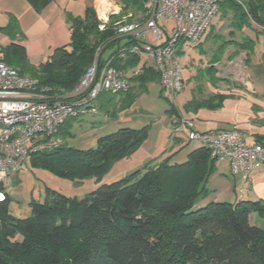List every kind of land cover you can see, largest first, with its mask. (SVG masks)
Wrapping results in <instances>:
<instances>
[{
	"label": "trees",
	"instance_id": "trees-1",
	"mask_svg": "<svg viewBox=\"0 0 264 264\" xmlns=\"http://www.w3.org/2000/svg\"><path fill=\"white\" fill-rule=\"evenodd\" d=\"M28 1L41 11L53 0ZM146 1L122 0L136 7L134 18L145 10ZM218 12L229 17L231 33L244 28L264 32V0H219ZM122 17L111 14L100 29L95 9L87 7L84 17L69 18V43L55 48L46 61L31 64L25 45L15 40L0 46V59L36 78L38 91L48 88L43 92L64 98L65 93L77 89L97 59V51H101L99 67L109 59L112 65L125 69L140 64V55H121L122 49L140 42L135 35L118 33L116 22ZM15 28L13 21L0 27L8 33ZM224 43L223 49L234 44L238 50H249L253 40L247 35ZM109 48L110 54L104 57ZM219 58L217 55L212 62ZM140 67L131 82L146 90L149 82L159 81V72L153 63ZM101 95L111 102L116 94ZM224 96H213L217 104L211 102L213 97L197 103L192 100L187 108H215L223 104ZM135 99L131 94L122 109ZM169 112L178 114L173 107ZM69 125L65 120L59 134L69 136ZM149 129V124L123 126L100 136L97 145L87 149L69 146L62 138L57 147L32 152L31 162L62 177L100 180L114 161L131 156L142 146ZM255 141L264 144V135ZM172 156L102 183L83 198L53 193L44 202L33 201L32 215L26 218L12 215L11 197L5 192L0 200V264H264V199L212 200L198 206L208 191L204 182L217 162L203 145L191 151L184 162L174 163Z\"/></svg>",
	"mask_w": 264,
	"mask_h": 264
},
{
	"label": "rangeland",
	"instance_id": "rangeland-1",
	"mask_svg": "<svg viewBox=\"0 0 264 264\" xmlns=\"http://www.w3.org/2000/svg\"><path fill=\"white\" fill-rule=\"evenodd\" d=\"M106 1L110 4L107 2L101 3V0H97L100 12L96 11V5L98 6V4L95 3L93 7L98 19L99 15L97 13L102 16L104 11L107 12L112 7L118 10L120 16L136 13L135 6L125 5L122 0ZM125 10L127 12L124 13ZM83 12L81 17H84L85 11ZM111 14L110 10L109 16ZM140 14L141 12L137 16ZM2 24L0 15V27ZM168 24V32L171 36L174 21L169 19ZM14 31L15 29L8 33L0 29V46L4 47L9 44L5 38L12 35ZM230 31L229 17H225L221 12H218L200 41L196 43L181 41L182 52L179 53V61L182 66L183 90L175 95L167 90L162 91L158 80L149 82L146 90H141L139 83L131 82L129 93L116 94L111 106L104 107L102 105L104 96L101 95L92 102L97 106L96 113L71 118L72 124L68 126L70 135L66 137L59 135L65 140L66 144L76 147L91 132L103 136L117 131L120 127L116 125L113 117H116L131 94L136 95L135 101L139 102L146 116L153 115L155 117L154 120L148 123L134 127L140 128L145 124L150 125L149 136L137 150L138 152L136 151V154L114 161L100 180H97L96 177H87L82 180L62 177L43 166H34L30 156H27L24 159V166L21 169L11 171V182L5 184L4 191L11 197L10 211L12 215L17 218L31 216V203L33 201L44 202L53 193L67 197H86L100 184L111 183L125 177L141 168L148 158H156L165 151L173 155L172 161L174 163L186 161L189 153L200 147L201 144L198 141L189 140L185 133L175 134L172 132V120L178 114L193 119L195 124L200 121L205 122V124L209 123L215 126L214 129L220 127L231 128L233 125H237L244 131L249 142H254L256 137L264 135V111H260L263 107L257 104L256 100L249 96V93V95L244 93L245 88L242 86L244 85L243 82L247 81L245 66L248 54L238 50L236 46L230 47L226 52V48L223 49L222 47V45H225L224 41L226 40H242L249 35L253 40L250 49L258 53L264 47V32L257 33L254 29L234 30L233 33ZM166 38L167 36L156 39L151 31L147 33L148 42L151 44H160ZM110 52L111 48L107 49L103 56H108ZM217 55L219 57L223 56L222 60L212 62ZM96 56L97 59H95L93 66L95 63L98 65L97 61L100 54H96ZM139 62L140 64L152 63V59L148 54L142 53ZM128 74L132 76L131 68L128 69ZM219 93L225 95L221 106L215 108L202 106L197 110L187 108V104L192 100L194 103L210 100ZM70 96H72V92L64 94L66 99L71 98ZM216 101L217 98L213 97L211 99L214 104H217ZM172 107L176 109L178 114L172 115L169 112ZM175 135L181 136L182 140L175 139ZM236 177L231 173L227 161L215 163L214 170L209 174L208 180L204 182L208 190L207 194L199 199L197 205H205L209 201L215 200V198L217 201L231 202L235 201L236 198H242L239 193L242 183L238 181L235 185L240 178L237 177L236 179ZM252 221L260 223L256 218H253Z\"/></svg>",
	"mask_w": 264,
	"mask_h": 264
},
{
	"label": "built area",
	"instance_id": "built-area-1",
	"mask_svg": "<svg viewBox=\"0 0 264 264\" xmlns=\"http://www.w3.org/2000/svg\"><path fill=\"white\" fill-rule=\"evenodd\" d=\"M103 2L110 4L101 0ZM110 10L112 14L118 13L113 7L104 11L102 16L97 13L101 20L100 29H104L108 22ZM96 11L100 12L99 4L96 5ZM218 11L219 0H148L145 10L139 16L134 18L130 13L117 21V31L120 35L131 34L137 37L151 31L156 39L164 36L167 38L160 44L146 41L132 43L122 49L121 55L148 54L159 72L161 88L175 95L183 90L178 53L181 41H200ZM164 17L174 21L171 36L160 23ZM140 71L141 67L138 66L132 70V75ZM37 84L36 78L19 72L0 59V187H3L0 200L5 198L4 188L6 182H11V171L21 169L24 159L32 152L62 144L59 130L66 119L96 113L97 108L92 102L102 93L118 94L127 91L131 86V76L128 69L112 65L109 59L100 67L95 63L87 71L71 98L53 97L44 93L48 88L40 92ZM87 89L89 92L81 95ZM195 125L193 119L180 115L173 120L172 132L185 133L189 140L200 142L209 149L211 158L217 163L227 161L234 176L247 182L264 164V144L249 142L244 131L237 125L208 130H199Z\"/></svg>",
	"mask_w": 264,
	"mask_h": 264
},
{
	"label": "crops",
	"instance_id": "crops-1",
	"mask_svg": "<svg viewBox=\"0 0 264 264\" xmlns=\"http://www.w3.org/2000/svg\"><path fill=\"white\" fill-rule=\"evenodd\" d=\"M96 1L97 0H53L41 11H37L28 0H0V15L3 23L2 26L8 24L10 21L15 22L16 25L14 33L9 37L6 36V38H4L7 42L15 40L24 44L27 49L29 62L31 64L36 65L40 62H44L48 59L49 55L55 48L69 43V18L73 16L81 17L82 13H84L83 11H85L87 7H94ZM160 23L164 25L167 34L170 35L168 32L169 19L164 17ZM173 28L174 27H172V29ZM244 29L248 30L251 28ZM138 38L140 41H149L147 39V34L144 36L141 35ZM234 46V44H228L225 47V52L228 51L230 47ZM241 51H244L248 54L246 57L247 62L245 66V77L247 81H244V85H242L245 88L244 93H249L250 95H248L255 99L257 104L263 107L260 109V111L263 112L264 47L258 53L251 49ZM222 58L223 56H221L216 62H220ZM136 67L131 68V70H134ZM108 98V96H105L103 99L104 105H102L104 107L111 106L112 101L115 100L113 99L111 102H109ZM113 118L115 119L116 125L118 127H137L139 124L148 123L149 121L155 119L153 115L146 116L144 114L143 108L137 101L133 102L128 107L119 110L116 117ZM66 120L68 123H70V125L72 124L71 118ZM195 127L199 130H208L214 129L215 126L209 123L205 124V122L200 121L196 123ZM175 136V139L180 141L182 140L181 136ZM99 137L100 134L91 132L88 136L84 137L76 147L79 149L95 147ZM254 142L257 141L254 140ZM169 155L170 154L165 151L156 158H148V162L146 161L143 166L147 165L148 163L150 165L158 164L162 159ZM238 181L242 183V188L239 191L242 198L247 200L264 199V164L252 174L249 181L245 182L239 178L235 185L238 183Z\"/></svg>",
	"mask_w": 264,
	"mask_h": 264
}]
</instances>
